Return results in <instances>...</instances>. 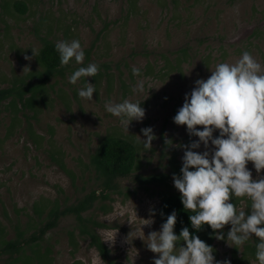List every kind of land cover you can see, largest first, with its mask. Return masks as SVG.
Wrapping results in <instances>:
<instances>
[{"label": "rangeland", "instance_id": "374dc122", "mask_svg": "<svg viewBox=\"0 0 264 264\" xmlns=\"http://www.w3.org/2000/svg\"><path fill=\"white\" fill-rule=\"evenodd\" d=\"M17 2L25 4L24 14L13 9L12 4ZM40 39L54 43L78 40L85 59L83 64L73 59L60 75L49 78L46 88L49 84L52 90H47L43 103L36 100L34 118L26 110L14 118L13 108L8 106L10 99L1 102L3 241L14 239L16 231L28 238L36 230L34 204L41 208L44 199L48 204L54 200L61 206L70 204L90 190L94 174L85 166L103 137L123 138L137 147L138 167L133 174L168 172L171 157L183 165L186 147L199 138L190 136L186 125H176L174 117L195 82L207 80L219 63H235L244 51L264 70V0H0V89L9 88L12 81L28 73L41 71L32 51L38 53ZM180 49L187 51L186 60L169 71L165 64L174 63ZM89 64L98 65L96 76L82 77L75 85L69 83L76 70ZM133 68L140 70L139 76L133 75ZM36 79L32 77V82ZM140 81L143 91H133ZM87 82L96 89L92 101L78 95ZM125 99L140 103L145 110L144 119L133 120L128 132L120 119L105 109L106 103ZM27 121L34 135L43 139L36 148L28 137ZM145 128H152L155 137L150 148L143 144L147 138L141 130ZM197 130H203L202 126H197ZM219 135V130L213 132V138ZM51 151L61 154L66 170L74 176L72 182L68 173L51 162ZM193 151H208L211 159L215 148L209 142L207 149L201 144ZM247 169L253 180L264 178V170L258 174L252 162L247 163ZM132 179H120L117 191L103 202L109 212L98 210V201L83 216L106 225L96 231L113 264H153L159 257L148 249L147 237L161 230L155 217L158 199L150 196L151 189L144 191ZM237 209L250 215V201L242 200ZM144 220L152 223L145 225ZM74 224L71 216L60 219L37 241L36 247L32 245L33 250H39L40 255L48 247L47 264H105L86 241L69 245L67 232ZM230 229L231 225H226L219 230L224 239L215 238L212 244L218 264L226 260L231 264L235 245L227 241ZM110 238L114 240L106 241ZM30 254L29 246L16 255L2 253L0 264H20L11 258ZM248 264L259 262L250 259Z\"/></svg>", "mask_w": 264, "mask_h": 264}, {"label": "clouds", "instance_id": "9594fccd", "mask_svg": "<svg viewBox=\"0 0 264 264\" xmlns=\"http://www.w3.org/2000/svg\"><path fill=\"white\" fill-rule=\"evenodd\" d=\"M55 47L61 67L69 65L73 59L77 64H83L85 53L78 40L60 41ZM32 51L35 56V51ZM25 59L30 57L25 56ZM98 71L96 64L80 67L69 77V83L75 85L82 77L96 76ZM132 71L134 76L140 75L138 68ZM262 72L261 64L244 51L235 63H219L207 80L195 82L190 96H185L183 106L175 115L174 123L186 125L189 135L198 137L199 141L186 147L182 176H173L174 187L181 194L185 211L193 213L189 216L192 228L198 232L208 225L217 233L216 238L222 240L224 236L219 230L231 225L227 241L237 248L252 237L258 238L256 259L259 264H264V178L253 180L247 163L252 162L258 174L264 170ZM143 87V81H140L133 91L142 92ZM95 91L94 85L87 82L78 95L92 101ZM105 109L120 119L127 132L133 120L139 122L145 117L140 103L127 99L120 103L108 102ZM197 126H202L203 130H197ZM216 130L220 135L213 138ZM141 131L147 138L143 142L144 147L150 148L155 138L152 128ZM209 142L215 148L211 159L208 151L203 154L193 151L201 144L207 149ZM233 196L250 201V215L229 202ZM144 221L147 222L145 225L152 223ZM175 224L176 213L173 211L159 232L149 233L147 247L159 257L153 264H218L211 246L191 235L187 227L177 236L174 234ZM112 240L114 238L106 241ZM180 241L186 246L176 247ZM223 264H230V261Z\"/></svg>", "mask_w": 264, "mask_h": 264}, {"label": "trees", "instance_id": "16d2710c", "mask_svg": "<svg viewBox=\"0 0 264 264\" xmlns=\"http://www.w3.org/2000/svg\"><path fill=\"white\" fill-rule=\"evenodd\" d=\"M12 7L20 14H24L26 11V6L22 2L13 3ZM40 40L42 45L35 59L41 71L36 74L28 73L26 77L12 81L9 88L0 89V105L4 100L10 99L8 106L10 109L13 108L15 110H11L14 118L23 110L30 111L32 113L30 118H34L36 100L39 99L43 103L45 95H48L47 90H52V86L49 84L46 88L47 81L52 76L57 74L60 75L62 69L65 67H61L60 65V56L55 47L56 43L45 39ZM177 53L178 55L175 57L174 63L170 64L167 62L165 64V68L169 71L180 67L182 59L186 60L187 51L185 49H180ZM32 77H37V79L32 82ZM27 118L29 117H26V119ZM27 125L26 130L27 133H29L28 137L36 148L38 147V142L43 139L42 137H36V135H34L28 121ZM49 158L59 169L68 173L72 182L74 176L70 171L66 170L61 160V154L58 151H51L49 152ZM137 167V147L133 143L115 136L101 138L95 150L89 155L88 163L85 166L89 173L94 174V182L90 190L82 194V196H79L70 204L65 203L61 206L58 205L56 200L48 204L45 199L43 201L45 205L41 208L34 204L32 210L38 218V227H36V230L28 238L23 237V232L16 231L14 239L8 241L0 240V254L8 253L16 255L18 252L21 253L23 251V247L29 246L31 249L30 255L23 256L22 258H20V256H14L11 258L12 261L20 262V264H33V261L37 264H47L49 248L45 247L44 252L39 255V250H33V247L38 245L37 241L40 240L43 235L57 226L60 219L71 216L75 224L72 230L67 232L69 235V245H77V240L86 241L87 246L95 249L105 264H113L109 256V250L96 231L98 228L106 227V225L97 222L94 218L84 217L83 213L92 209L98 201L100 205L97 209L102 213L109 212L110 208L103 205V202L109 198V194L117 191V182L120 179L128 177H132L137 187L144 191L151 189L152 193L150 196L155 195V197H157L158 205L155 210V217L160 228L162 224L166 223L167 217L175 211L176 224L174 226V234L179 236L181 230L187 227L191 235L197 236L213 248L212 244L217 233L213 232L208 225H204L198 232L192 228L189 216L193 213L185 211L181 203V194L174 187L173 176H182L181 168L183 165L178 164L174 157H171L168 159V172H152L147 175L133 174ZM173 189L176 191H173ZM242 200L245 199L235 198L233 196L229 202L237 206ZM42 214L45 215L44 218ZM0 239H2L1 236ZM258 243V238L252 237L240 247L238 254H236L237 247H233L231 264H248L250 259L258 261L256 259V245ZM181 246H186L183 241H180L176 245V247ZM72 264L81 263L75 261Z\"/></svg>", "mask_w": 264, "mask_h": 264}]
</instances>
